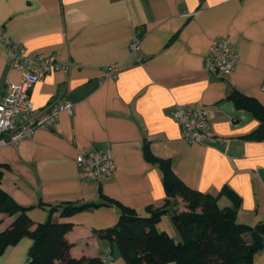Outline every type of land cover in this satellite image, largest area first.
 Listing matches in <instances>:
<instances>
[{"label":"crops","instance_id":"1","mask_svg":"<svg viewBox=\"0 0 264 264\" xmlns=\"http://www.w3.org/2000/svg\"><path fill=\"white\" fill-rule=\"evenodd\" d=\"M136 33L138 49L131 52ZM0 34L59 65L33 85L34 107L63 100L74 106L54 126L0 147V188L18 205L31 206L34 223L57 207L52 220L72 224L65 235L72 257L110 251L103 264H123L98 230L113 226L122 208L146 215V208L164 203L162 173L145 146L221 207L232 204L227 191L234 192L239 222L264 218V139L250 137L258 120L229 98L236 89L264 106V0H0ZM218 36L239 56L225 78L204 69ZM109 66L117 68L112 75H106ZM19 78L1 52L0 91ZM187 103L206 111L202 142L185 140L172 117L175 104ZM91 148L114 159L111 177L100 183L85 180L75 164L77 154ZM69 202L95 205L62 216L58 206ZM14 219L0 212V231ZM157 227L180 240L170 213ZM31 245L22 237L0 253V264H25ZM252 264H264V245Z\"/></svg>","mask_w":264,"mask_h":264},{"label":"trees","instance_id":"2","mask_svg":"<svg viewBox=\"0 0 264 264\" xmlns=\"http://www.w3.org/2000/svg\"><path fill=\"white\" fill-rule=\"evenodd\" d=\"M137 34L140 37L141 34ZM229 98L258 120L250 137L264 139V106L236 89L231 90ZM145 154L162 173L164 203L146 208V215L122 208L113 226L97 232L111 246L117 247L123 264H252L255 254L264 245V218L254 225L239 222V198L234 192L227 191L232 204L221 207L216 197L187 186L174 173L168 159L152 155L147 146ZM93 205L95 203L69 202L58 207L62 216H69ZM30 208L18 205L0 188V212L15 215L12 223L0 231V253L27 236L32 239L30 251L33 252L28 264H103L105 253L94 257L71 256V244L65 235L72 224L52 220V211L57 207L52 206L48 219L39 223L29 217ZM168 213L180 236L177 242L157 227L160 218ZM245 233L251 236L249 242L244 238ZM109 257H112L110 251Z\"/></svg>","mask_w":264,"mask_h":264},{"label":"built area","instance_id":"3","mask_svg":"<svg viewBox=\"0 0 264 264\" xmlns=\"http://www.w3.org/2000/svg\"><path fill=\"white\" fill-rule=\"evenodd\" d=\"M140 37L136 33L130 42L131 52L138 49ZM5 52L8 65L20 72L17 82L8 83L0 91V147L16 145L28 140L38 127L54 126L59 114H72L73 104L68 100L51 101L42 108H36L30 100L33 85L59 65L52 55L27 52L25 47L0 34V53ZM239 56L234 45L223 37L212 40L204 56V69L208 73L228 77ZM117 71L114 66L106 68V75ZM264 91V78L261 85ZM172 117L181 127L183 137L189 142H202L207 129V114L193 103L175 104ZM75 164L81 176L87 181L102 182L111 177L115 165L108 150L91 148L75 157ZM104 260L110 259L109 252Z\"/></svg>","mask_w":264,"mask_h":264},{"label":"water","instance_id":"4","mask_svg":"<svg viewBox=\"0 0 264 264\" xmlns=\"http://www.w3.org/2000/svg\"><path fill=\"white\" fill-rule=\"evenodd\" d=\"M32 251H29V253H28V257H27V259H26V262H25V264H28L29 263V261H30V257L32 256Z\"/></svg>","mask_w":264,"mask_h":264},{"label":"rangeland","instance_id":"5","mask_svg":"<svg viewBox=\"0 0 264 264\" xmlns=\"http://www.w3.org/2000/svg\"><path fill=\"white\" fill-rule=\"evenodd\" d=\"M182 206H183V204H182V202H180V203H179V207H182Z\"/></svg>","mask_w":264,"mask_h":264}]
</instances>
